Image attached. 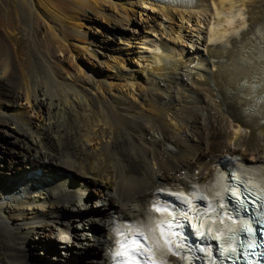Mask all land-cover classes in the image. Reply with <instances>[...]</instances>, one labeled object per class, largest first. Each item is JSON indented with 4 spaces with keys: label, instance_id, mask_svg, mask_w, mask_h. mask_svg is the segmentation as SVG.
Returning <instances> with one entry per match:
<instances>
[{
    "label": "bare ground",
    "instance_id": "bare-ground-1",
    "mask_svg": "<svg viewBox=\"0 0 264 264\" xmlns=\"http://www.w3.org/2000/svg\"><path fill=\"white\" fill-rule=\"evenodd\" d=\"M261 23L264 0H0V264H111L116 224L147 220L159 189L214 181L234 156L264 166L262 116L230 113L251 104L226 67ZM222 221L203 222L225 237Z\"/></svg>",
    "mask_w": 264,
    "mask_h": 264
},
{
    "label": "snow or ice",
    "instance_id": "snow-or-ice-1",
    "mask_svg": "<svg viewBox=\"0 0 264 264\" xmlns=\"http://www.w3.org/2000/svg\"><path fill=\"white\" fill-rule=\"evenodd\" d=\"M252 32L253 34L250 36L245 35L242 42L233 41V46L238 48L243 54L238 56L235 66L232 65L231 61L226 66L231 69L229 77L235 76L237 81L235 95L239 98V102L251 104V107L243 109L248 114L253 113L257 106L264 105V23L258 26L253 25ZM257 37H259V40H257ZM252 41H256V44L252 45ZM209 43H212V41H209ZM257 67L259 69V76L253 75L252 79H257L259 83L251 82L248 77L237 74L242 70L248 71ZM257 89H259L258 95ZM229 93H232V89H229ZM261 111L264 112V108ZM260 122L264 123V119ZM245 183L246 185L258 187L260 189L259 197L264 198V175L261 176L260 183H256L254 178L248 179ZM217 186H221V190L214 192L215 197H221L222 191H228L243 207L244 193L240 192L238 188L222 187L221 181H217V184L213 187ZM158 191L161 193L166 192L165 189H159ZM168 194L175 196L176 199L187 204L188 211H179L172 203L157 200L153 202L146 221L115 228L114 232L117 234L118 239L115 240L117 247H115L112 254L114 258H119L116 260V264H168L167 257L169 255L180 256V259L188 260L189 257L180 255L181 250L190 247L185 243L187 237L174 230L183 227L180 223V218L188 220L189 212H193L197 213L194 218L199 220L201 216L216 213L217 208H225V204L222 202L218 205H213L211 201H208L207 207L201 211L192 203V200L201 199L207 201L208 198L206 196L193 193L192 198L189 199L183 193ZM153 213H158L159 216H155ZM220 222L223 223L222 220ZM212 223H215V220ZM203 227L204 222L201 221L195 228V232L199 237L205 235L203 231H200ZM248 231L251 232V229L249 228ZM208 233L212 234L211 227L208 228ZM215 238L219 239V236ZM232 239H235V237ZM248 246L251 247L252 244L249 243ZM191 250L196 251L197 249L191 248ZM198 250L202 252L208 251V249L204 248H199ZM231 251L235 253L236 248H232Z\"/></svg>",
    "mask_w": 264,
    "mask_h": 264
},
{
    "label": "rangeland",
    "instance_id": "rangeland-1",
    "mask_svg": "<svg viewBox=\"0 0 264 264\" xmlns=\"http://www.w3.org/2000/svg\"><path fill=\"white\" fill-rule=\"evenodd\" d=\"M150 14H152V11H150ZM146 18H147V16H146ZM84 23H85V26L83 27V29H84V31H87L88 32V36H90V37L99 38L103 33H107V31H105L104 29H102L100 27H95L96 29H94L93 27H90L93 24L92 21L85 20ZM100 23L105 24V22H102L101 20H100ZM170 23H172V22H168V23L166 22V24H170ZM131 26H133V25H131ZM141 27L143 28V24L140 21V19H138L137 22H136V26L134 27V29L132 27V29L131 30H128V32H130L134 36H136V37L138 36V38H140L141 35L139 33L142 31V28ZM100 31H102V32H100ZM122 31L125 32V28H122ZM126 32H127V30H126ZM136 42L138 43L139 40H137ZM122 45L125 46V44H122ZM126 46H128V45H126ZM93 47L96 48L98 51H102V52H106V53L108 52L105 48L97 47L95 45L92 46V48ZM130 49L133 50V52H137V51H135L136 50L135 49V46L134 47H131ZM86 57L88 58V60H87V58L84 59V57H83V59L88 63V67L90 68V71L93 70L94 73H96L98 71H108L106 69V66L105 65H101V63L98 62V61H94V63H93V60L92 61H89V57L88 56H86ZM94 65H96V66L94 67ZM50 245L51 244H49L48 246H50ZM37 249H38V252H39V250H40L39 247ZM81 250H82V253L83 254H85V255L86 254H89V250H87L86 248H82ZM55 255H56L55 251H50L47 255L46 254H43V255L38 256L37 257V259H38L37 262L40 261L41 263H39V264H49V263H47L48 262L47 260H49V262L54 261L53 260V257ZM45 261H47V262H45ZM73 261H75V258L73 259Z\"/></svg>",
    "mask_w": 264,
    "mask_h": 264
}]
</instances>
